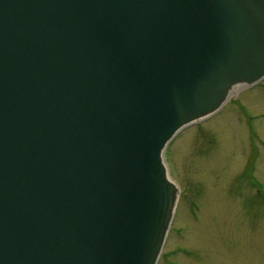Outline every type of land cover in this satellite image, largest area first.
<instances>
[{
    "label": "water",
    "instance_id": "95a60500",
    "mask_svg": "<svg viewBox=\"0 0 264 264\" xmlns=\"http://www.w3.org/2000/svg\"><path fill=\"white\" fill-rule=\"evenodd\" d=\"M264 80V0H0V264H157L165 150Z\"/></svg>",
    "mask_w": 264,
    "mask_h": 264
},
{
    "label": "rangeland",
    "instance_id": "374dc122",
    "mask_svg": "<svg viewBox=\"0 0 264 264\" xmlns=\"http://www.w3.org/2000/svg\"><path fill=\"white\" fill-rule=\"evenodd\" d=\"M165 150L179 200L157 264H264V80Z\"/></svg>",
    "mask_w": 264,
    "mask_h": 264
},
{
    "label": "bare ground",
    "instance_id": "6f19581e",
    "mask_svg": "<svg viewBox=\"0 0 264 264\" xmlns=\"http://www.w3.org/2000/svg\"><path fill=\"white\" fill-rule=\"evenodd\" d=\"M237 90V89H236ZM235 92V91H234Z\"/></svg>",
    "mask_w": 264,
    "mask_h": 264
}]
</instances>
